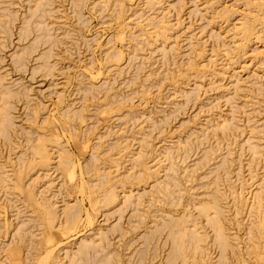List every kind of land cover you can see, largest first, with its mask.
Segmentation results:
<instances>
[{"label":"rangeland","instance_id":"rangeland-1","mask_svg":"<svg viewBox=\"0 0 264 264\" xmlns=\"http://www.w3.org/2000/svg\"><path fill=\"white\" fill-rule=\"evenodd\" d=\"M0 264H264V0H0Z\"/></svg>","mask_w":264,"mask_h":264}]
</instances>
